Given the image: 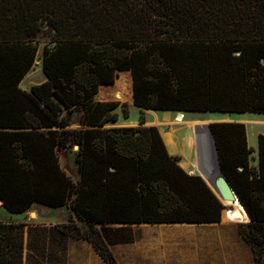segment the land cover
<instances>
[{"label":"trees","instance_id":"16d2710c","mask_svg":"<svg viewBox=\"0 0 264 264\" xmlns=\"http://www.w3.org/2000/svg\"><path fill=\"white\" fill-rule=\"evenodd\" d=\"M40 35L46 80L22 91ZM119 104L124 116L264 113V0H0V203L11 214L67 206L73 217L54 230L104 264L118 263L98 225L214 223L223 210L156 127H105ZM209 126L249 221L239 234L264 264V135L254 157L244 124ZM74 146L76 182L58 157ZM25 250V224L0 223V264H25Z\"/></svg>","mask_w":264,"mask_h":264},{"label":"rangeland","instance_id":"374dc122","mask_svg":"<svg viewBox=\"0 0 264 264\" xmlns=\"http://www.w3.org/2000/svg\"><path fill=\"white\" fill-rule=\"evenodd\" d=\"M39 45L35 66L30 71L27 79L40 81L42 73L39 67L42 48L47 41L45 35L39 36ZM107 85L100 86L98 93L103 94ZM97 93V94H98ZM96 95V100L101 102L114 101L103 96ZM123 107L121 104L115 109L118 114V120L115 123L106 124V128L110 127H137L140 120L143 119L144 126H154L161 132L166 141L170 152L173 156L179 157V166L185 171L193 168L198 163V160L204 161L208 159L203 151L205 142L203 139L205 127L212 123H242L245 126L246 137L247 133L250 137L258 138V135H264V113H243V114H217V113H200V112H177V111H147L140 110L134 106L126 108L127 116H124ZM183 115V122L177 120L178 115ZM78 116L75 114L71 119V128L78 127ZM180 120V119H179ZM174 121V123H170ZM153 122H169L162 124L159 129ZM195 122V123H194ZM159 132V133H160ZM207 133V132H206ZM208 141V140H207ZM248 144V142H247ZM209 150V149H208ZM213 151V149H210ZM254 150V149H253ZM77 150L74 148L62 151L58 157L59 162L69 172V177L73 180L76 178V166L74 164V155ZM198 153V154H197ZM206 153L208 151L206 150ZM257 150H254L252 156L256 157ZM211 159V158H210ZM208 161V160H206ZM210 162V161H208ZM187 168V169H186ZM193 172V171H192ZM63 210H52L46 207L37 205L30 208L21 214L8 213L2 205H0V223H23L26 225H34L37 223L52 222H67L70 217H73L71 212H68L69 217L65 219ZM221 219H225L223 213ZM244 224V223H241ZM83 226L82 224H79ZM148 227L143 224L123 225L111 224L102 228L103 237L112 251L118 264H142L144 256L142 251V234L143 228ZM56 250L63 254V261L46 260L47 254ZM26 263L25 264H104L92 245L84 239L75 240L70 238V244L67 245V238L58 234L54 228L49 227H29L26 229ZM39 259L35 261V256Z\"/></svg>","mask_w":264,"mask_h":264},{"label":"crops","instance_id":"0c3cea01","mask_svg":"<svg viewBox=\"0 0 264 264\" xmlns=\"http://www.w3.org/2000/svg\"><path fill=\"white\" fill-rule=\"evenodd\" d=\"M39 62L42 79L37 82L33 79H27L30 71L35 66L34 64V66L28 71L25 77L18 84V88L20 90L29 92L32 86L40 84L46 80V77L42 71L41 58ZM153 123L159 127L162 124L169 122ZM170 123H174V121ZM77 128V126L72 127V129ZM161 137L169 154L172 155L162 135ZM203 137V139L206 141L208 140L209 142V144L205 145V148L207 150L209 149L208 152L210 153L211 161H201L202 159H199L196 166L189 168L188 171H193V173L202 176L209 186H213L214 182L219 178L220 175L216 164L214 148L213 151L210 150L211 145L213 146V143H211L212 139L210 132L208 131V133L206 135L204 134ZM247 142L249 147L257 150V136L252 138L247 133ZM60 153L61 152H59V154ZM253 164H256V162H253ZM60 166L66 172V174L70 176L69 172L63 168L61 163ZM75 172L77 177L73 178L74 182H76L79 178L77 171ZM228 195L229 193L226 194V196L230 197V195ZM230 198L231 199H228L227 202L230 204L231 210L227 211L226 216H224L225 219H221L219 222L201 224H143L148 227L143 228L142 251L143 255H147L148 259H146V256H144L142 264H255L251 248L241 238L238 231L239 224H246L245 222L248 221V218L241 204L238 203L232 195ZM37 205L40 204H33L31 208H34V206ZM43 207L52 210H63V217L65 219H67L66 217H69L68 212L70 211L67 206H62L59 208H49L47 206ZM62 223L65 222L47 221L45 223H37L34 225L27 224L26 229L29 227L54 228L56 225ZM69 244L70 238L67 237V245ZM45 259L51 260L53 262H61L64 260V257L60 252L53 250L51 251L50 255L47 254ZM38 260L39 259L37 256H35V261Z\"/></svg>","mask_w":264,"mask_h":264},{"label":"water","instance_id":"95a60500","mask_svg":"<svg viewBox=\"0 0 264 264\" xmlns=\"http://www.w3.org/2000/svg\"><path fill=\"white\" fill-rule=\"evenodd\" d=\"M206 126L208 127L209 132H210V135H211V139H212V143H213V148H214V153H215V158H216V164H217V168H218V172H219V175L220 176L214 182V185L213 186H209L206 183L205 179L202 176H200V175H198V176H200L204 180V182L206 183V185L211 189V191L218 198V200L220 201V203L223 206L222 213H223L224 216H226L227 211H230L231 210V206L227 202V200L230 199V197H227L226 194L231 193V195L234 197V199L238 203H240V202H239L237 196L235 195L234 191L232 190L231 186L229 185L228 181L226 180L225 176L222 174V172L219 169L218 161H217V155H216V150H215V145H214V139H213V136H212V133H211L209 124H207ZM73 148H74V150H77L78 149L77 146H74ZM189 174L192 175V174H195V173H193L192 171H190ZM0 205H1V203H0Z\"/></svg>","mask_w":264,"mask_h":264},{"label":"bare ground","instance_id":"6f19581e","mask_svg":"<svg viewBox=\"0 0 264 264\" xmlns=\"http://www.w3.org/2000/svg\"><path fill=\"white\" fill-rule=\"evenodd\" d=\"M179 119H180V120H179ZM177 120H178L179 122H180V121H181V122H183V120H184V116H183V115H181V114H180V115H178V116H177ZM210 148H212V149H213V146L211 145V147H210Z\"/></svg>","mask_w":264,"mask_h":264}]
</instances>
